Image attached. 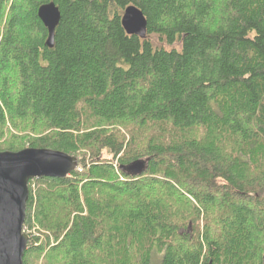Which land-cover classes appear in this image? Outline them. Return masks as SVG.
<instances>
[{
  "label": "trees",
  "instance_id": "1",
  "mask_svg": "<svg viewBox=\"0 0 264 264\" xmlns=\"http://www.w3.org/2000/svg\"><path fill=\"white\" fill-rule=\"evenodd\" d=\"M130 6L146 39L122 25ZM8 124L30 135L5 140ZM26 147L79 170L30 182L25 226L47 234L24 264H264V0H13L0 151Z\"/></svg>",
  "mask_w": 264,
  "mask_h": 264
},
{
  "label": "water",
  "instance_id": "2",
  "mask_svg": "<svg viewBox=\"0 0 264 264\" xmlns=\"http://www.w3.org/2000/svg\"><path fill=\"white\" fill-rule=\"evenodd\" d=\"M1 1V0H0ZM38 17L48 30L46 45L55 46L56 29L61 12L55 3L41 6ZM130 36L147 38L148 21L143 12L130 6L122 18ZM146 163L129 167L138 175ZM78 169V158L61 151L28 148L19 152H0V264H24L30 237L24 232L30 182L40 178H66Z\"/></svg>",
  "mask_w": 264,
  "mask_h": 264
},
{
  "label": "rangeland",
  "instance_id": "3",
  "mask_svg": "<svg viewBox=\"0 0 264 264\" xmlns=\"http://www.w3.org/2000/svg\"><path fill=\"white\" fill-rule=\"evenodd\" d=\"M12 2H13V0H9L8 2H7V7H6V11H5V16H4V19H3V25H2V27H1V36L0 37H2V35H3V33H4V27H5V24L7 23V21H8V14H9V9H10V6H11V4H12ZM8 129L9 130H7L6 132H7V134L5 135V140L7 139V138H9V134L8 133H10V134H14V135H19V136H21V137H23V139L25 140V138H24V136L27 134V135H30L29 134V131H26V132H21V131H18V130H14L12 127H11V125L10 124H8ZM121 131H123L124 132V129H122ZM31 137H37L35 134H31V136H30V138ZM5 140H3L4 142H6ZM6 144V143H5ZM25 149H28V147H26ZM22 151V150H21ZM0 152H3V151H0ZM77 170H79V169H77ZM76 170V171H77ZM36 180V179H35ZM33 188H34V190H36L37 189V186L36 185H33ZM38 222H36V221H32L29 225H27V226H24V232H26V231H28L29 233H26L27 235H29V234H31L32 236H34V237H36V236H38V237H44V235H46L47 233L44 231V230H42L41 229V226H39L38 224H37ZM190 231H192V229H191V226H190ZM159 260H160V258L159 257H157L156 256V259H155V261H156V263H159ZM39 264H43V258H40V261H39Z\"/></svg>",
  "mask_w": 264,
  "mask_h": 264
},
{
  "label": "built area",
  "instance_id": "4",
  "mask_svg": "<svg viewBox=\"0 0 264 264\" xmlns=\"http://www.w3.org/2000/svg\"><path fill=\"white\" fill-rule=\"evenodd\" d=\"M25 233H29L28 231H26Z\"/></svg>",
  "mask_w": 264,
  "mask_h": 264
}]
</instances>
